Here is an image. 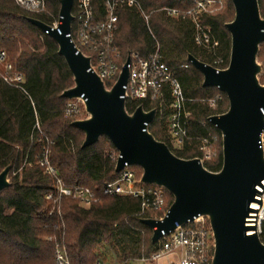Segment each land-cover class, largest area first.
I'll use <instances>...</instances> for the list:
<instances>
[{"label":"trees","instance_id":"obj_1","mask_svg":"<svg viewBox=\"0 0 264 264\" xmlns=\"http://www.w3.org/2000/svg\"><path fill=\"white\" fill-rule=\"evenodd\" d=\"M138 1L149 14L148 25L132 9L117 11L115 43L120 63L130 52L146 58L158 45L161 59L174 70L185 97L191 99L186 104L191 115L183 146L173 149L169 144L165 106L159 109L157 102L136 100L126 102L125 109L128 113L138 106L147 111L156 109L148 130L179 158L200 157L201 140H213L216 149L203 166L210 172H218L222 167L221 134L208 118L224 113L228 101L218 89L202 86V75L187 61V56L191 54L221 69L227 67L231 39L225 24L234 17L231 0H225L223 11L202 16V24L210 28L211 40L217 42L215 47L206 48L194 43L189 19L172 18L159 10L163 7L186 10L192 6V0ZM257 2L264 18V0ZM93 7L95 12H100V0H93ZM59 8V0H47V13L34 14L22 9L14 0H0V50L6 52L22 73L26 92L0 79V171L11 166L10 186L0 193V264H55L56 243L65 249L70 264H94L104 258L112 263L114 259L123 262L147 257L158 249L159 243H151L152 231L141 219L159 218L163 212L147 211L139 215L138 199L103 195L104 183L118 176L114 170L117 151L104 136L91 146L81 147L84 134L71 125L80 118L65 116L67 99L60 96L73 86L72 74L58 54L57 44L28 21L35 18L50 24L58 16ZM263 46L264 43L259 46V55ZM216 58L223 62L215 65ZM261 62L264 64V51ZM216 96L215 106L211 107L207 100ZM36 121L53 141L50 159L62 181L68 186L89 187L100 198L98 204L82 207L72 200L62 199L55 204L45 200L52 179L35 163L34 155L41 151V145L32 138ZM132 169L137 177L141 175L139 167ZM165 192L168 197L165 209H168L173 197ZM260 240L264 243V223Z\"/></svg>","mask_w":264,"mask_h":264},{"label":"water","instance_id":"obj_2","mask_svg":"<svg viewBox=\"0 0 264 264\" xmlns=\"http://www.w3.org/2000/svg\"><path fill=\"white\" fill-rule=\"evenodd\" d=\"M74 0H59V25L50 29L38 19L28 21L57 44L73 77V86L61 97L80 98L88 117L71 125L84 134L81 147L95 144L106 137L117 151L115 172L125 165L141 169L140 181L165 188L173 197L161 219L143 218L141 223L151 231V243H157L199 216L208 219L214 240L212 264H264V243L248 226L250 204L258 194L256 186L264 180V153L260 136L264 130V87L258 82L261 64L256 60L264 43V18L257 0H231L234 17L225 24L231 39L228 65L217 70L193 55L187 61L202 75V86L223 92L227 110L208 121L221 134L222 167L218 172L204 168L199 158L182 159L168 146L145 130L153 121L155 110L142 106L132 113L125 109L123 86L128 79L129 53L115 84L106 89L91 70L89 57L76 53L67 34L71 31ZM8 165L0 171V193L10 186Z\"/></svg>","mask_w":264,"mask_h":264},{"label":"built area","instance_id":"obj_3","mask_svg":"<svg viewBox=\"0 0 264 264\" xmlns=\"http://www.w3.org/2000/svg\"><path fill=\"white\" fill-rule=\"evenodd\" d=\"M14 1L30 13H47V0ZM221 2L222 0H192V6L186 10L170 7H163L159 10L172 18L189 19L193 25L194 43L205 48L215 47L217 42L211 40L210 28L202 24L201 19L204 14H213V10L219 8ZM100 4L101 11L95 12L93 0H77L76 11L72 13L71 31L67 36L71 38L77 50L76 53L80 52L89 57V70L101 79L106 89H110L117 81L126 61L125 59L120 63V52L115 43L117 11L123 8L132 9L142 17L146 25H148L149 14L143 10L138 0H100ZM59 23L58 14L50 24L46 25L50 29H55ZM42 32L49 36V30ZM129 56L128 79L126 85L123 86L122 98L125 103L148 100L157 102L159 109L165 106L168 110L165 128L169 144L173 149H180L188 135L187 123L191 112L186 104L191 99L185 97L174 70L161 59L158 45L146 58L140 57L137 52H130ZM222 62V59L216 58L213 63L219 65ZM215 68L221 70V68ZM257 77L259 84L264 87V64H261V71ZM0 79L6 85L26 93L22 73L8 59L4 50H0ZM217 99L216 96L207 101L211 107H214ZM82 110H85V106L80 98L67 100L64 106L66 117H73ZM154 110L156 115V109ZM262 114L264 115V110ZM150 124H146L145 130L149 131ZM32 138H36V142L41 145V151L34 155L35 163L45 176L52 179V186L45 195L46 201L55 204L62 199L72 200L82 207H90L100 202V198L89 187L68 186L62 181L58 168L52 164L50 159V146L53 141L43 133L37 121L32 128ZM260 145L264 153V130L260 136ZM199 149L202 155L198 158L203 164L212 156L208 139L201 140ZM26 160L27 158L24 164L27 163ZM132 167L125 165L114 180L105 182L102 189L103 195L138 199L140 202L139 215L147 211H162V216L155 217V219H161L167 211L164 199L165 188L142 183L140 176H136ZM256 190L258 194L250 204L252 212L248 217V226L254 229L247 231V234H257L260 238L264 223V180L256 186ZM158 243V249L147 257L123 262L114 259L112 263L97 259L94 264H212L214 240L206 217L199 216L186 224H176L172 232L167 234L162 232ZM55 264H70L65 249L59 243L55 244Z\"/></svg>","mask_w":264,"mask_h":264},{"label":"rangeland","instance_id":"obj_4","mask_svg":"<svg viewBox=\"0 0 264 264\" xmlns=\"http://www.w3.org/2000/svg\"><path fill=\"white\" fill-rule=\"evenodd\" d=\"M224 7H225V0H222V2H221V4H220V7L219 8H216V9H214L213 10V14H215V13H218V12H221V11H223L224 10ZM262 45V44H261ZM260 45V46H261ZM259 51H260V47H259ZM263 51H264V46H263V48H262V51H261V53H260V55H259V52H258V54H257V57H256V60H257V62L259 63V64H262V62H261V60L263 59ZM84 117H88V114L85 112V110L83 111H81L80 113H78V114H76L75 116H73V118H84ZM210 148H211V150H212V152L216 149V146H215V142L212 140V141H210ZM9 180H10V175H9ZM166 190V189H165ZM167 191V190H166ZM164 199H165V203L167 202V200H168V197H167V195H166V192L164 191ZM107 262H111V261H109L107 258H104Z\"/></svg>","mask_w":264,"mask_h":264}]
</instances>
